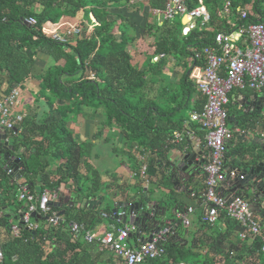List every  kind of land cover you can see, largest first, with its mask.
I'll use <instances>...</instances> for the list:
<instances>
[{"label":"trees","instance_id":"1","mask_svg":"<svg viewBox=\"0 0 264 264\" xmlns=\"http://www.w3.org/2000/svg\"><path fill=\"white\" fill-rule=\"evenodd\" d=\"M164 2L0 0V99L13 87H21L34 79L32 69L38 55L47 57L49 61L48 66L35 76L36 90L28 92V110L33 109L32 114H24L20 127L22 131L15 128V132L5 133L14 138L10 144L13 151L16 152L18 147L25 149L23 158L20 157L22 175L31 177V181L40 177V191L44 188L55 191L60 186L67 188L73 198L72 205H79L77 209L69 207L68 202H62L57 195L58 209L49 208L45 215L37 209L35 211V221L44 224L45 229L37 227L32 232L20 222L17 224L18 236H9L7 245L2 241V235L8 233L12 222H8L1 209L13 207L21 218L28 202L23 199L16 203V199L10 197L15 185L6 171L13 169L6 167L4 171V162L1 163L0 229L3 232L0 233V264H100L101 253L96 246L82 244L81 240L74 241L68 233L67 224H82L85 231H90L102 215L103 219H113L102 195V190L109 186L100 183L99 172L89 165L90 153L95 147L93 141L98 140V144L107 142L108 136L104 133L108 132L112 136L116 133L117 140L121 138L123 144L129 147L135 145L138 153H144L138 160L142 162L140 170L144 169L145 177L142 180L137 173L131 172V179L139 181L144 187L150 183L157 188L163 183L168 184V188L165 187L168 194L154 201L150 211L144 210L152 216L134 218L133 226L140 232L149 233L165 226H169L172 232L163 244L162 257L146 260L143 264H185L189 255L195 259L192 264H264L260 239L238 240L237 234L243 228L221 216L210 225L202 221L201 215L196 222L199 231L193 233L189 247L180 245L178 239L189 234L188 227H183L175 218L171 222L159 220V212L170 210L174 217L187 207L170 187L173 180L168 175L162 176L159 181L147 177V173H155L156 160L167 163L166 153L173 147H179L174 144L172 134H184L183 122L186 119L189 122V114L198 112L204 104V98L197 91L195 93L188 82V74H183L175 84L169 82L166 57L175 64H181L189 57L200 66L201 63L193 59L194 52L210 46L215 33L231 34L242 26L259 22L264 17V10L262 12L258 8V3L264 0H228L222 8L216 5L215 0H182L187 9L202 6L209 14L207 25L200 27L196 23L185 35L181 33L183 27L180 21L177 29L171 21H161L158 26L157 21L145 19L141 28L137 27L135 19H131V14L139 16L144 6L149 10H162ZM245 5L251 8L247 9ZM239 11L245 12V19L240 18ZM230 13L235 14L232 25L227 23ZM29 18L35 21L33 26L24 23ZM67 28L77 31L76 35L69 34L64 42L52 38ZM137 40L147 41V52L144 57L141 55V58L137 56L133 59L128 48ZM193 94H196L194 102ZM227 109L226 106V112ZM186 112L187 117H176ZM93 117L100 120L92 139L79 141L68 129L69 123ZM187 130L195 132L203 141V132L196 124L191 123ZM185 138L188 139L185 136L182 142ZM29 150H34V153L27 155ZM6 151L7 148L0 146L2 154ZM6 161H9V156ZM200 179L199 190H187L184 194L191 201L200 198L203 192L202 175ZM84 183L86 188L82 193ZM28 185L26 183L23 187H27L31 194L32 189ZM229 187L234 195L249 201L243 185ZM140 188V193L130 198L119 191L116 200L134 201L144 206V199L147 203L151 201L148 196L141 195L143 187ZM99 203L104 204L102 211L97 210ZM59 211L63 215L55 224H49L47 220ZM252 218L261 226L259 220L263 221V218L255 213ZM220 224L223 231L219 230ZM117 227L123 228L121 223ZM198 233L199 237L195 238ZM260 233L264 236L262 227Z\"/></svg>","mask_w":264,"mask_h":264},{"label":"built area","instance_id":"2","mask_svg":"<svg viewBox=\"0 0 264 264\" xmlns=\"http://www.w3.org/2000/svg\"><path fill=\"white\" fill-rule=\"evenodd\" d=\"M163 6L160 11L152 10L159 22L186 16L188 21L183 28H186L187 32L192 30L196 23L204 27L209 22V14L202 6L189 10L182 0H165ZM239 16L245 19V12L239 11ZM24 23L33 26L35 21L29 18L24 20ZM76 33L77 31L67 28L62 34H55L52 38L64 42L66 36ZM213 35L210 46H204L193 54V59L201 63L196 73L195 89L204 98V104L198 112H191L188 116L189 122L196 124L198 130L203 132V147L207 150L206 161L201 166L203 192L200 199L205 209L202 221L212 225L220 216L232 220L243 228V231L237 234V239L245 241L249 238L252 241L259 238L262 242L260 251L264 252V236L260 233L261 226L252 218L249 201L234 195L229 187L233 184H242L245 176L236 169L224 168L227 146L233 138V133H240L239 130L233 131L226 127L229 94L233 90L248 89L261 92L264 89V17L259 22L242 26L231 34ZM19 88L13 87L0 99V130L5 132L20 126L24 119L22 113H11L19 104ZM184 135L190 140L194 139L192 132L186 131L184 134L174 132L172 134L174 144L179 145ZM6 172L10 174L12 170ZM137 174L139 178L144 179V169L139 170ZM23 199L29 203L32 197L22 190L18 200ZM47 205L48 195L43 193L39 197L37 208L45 214L48 210ZM33 212L34 207L28 205L21 216L20 222L27 230L33 229V225L28 222ZM191 212L190 208H186L177 212L174 218L187 228L190 225L188 215ZM114 215L117 216L114 219L119 222L124 212H116L112 217ZM130 215L134 213L131 212ZM47 222L53 224L56 219L50 217ZM10 230L13 235L18 233L14 226ZM69 231L75 239L80 237L87 243L98 242L102 248L112 252L117 260H121V264H143L146 260L162 257L163 244L168 236L172 235L171 228L165 226L151 233L150 242L144 241L136 249H128L123 245V241L131 233L136 232L133 225L106 232L101 238L82 232L81 226L76 224H69Z\"/></svg>","mask_w":264,"mask_h":264},{"label":"crops","instance_id":"3","mask_svg":"<svg viewBox=\"0 0 264 264\" xmlns=\"http://www.w3.org/2000/svg\"><path fill=\"white\" fill-rule=\"evenodd\" d=\"M251 4V3H250ZM245 7L248 9V7L251 8L250 5H245ZM258 8H260V10H264V2H259L258 3ZM131 19H135V23L137 24V27H141L144 25L145 23V19H152L153 21H157V25H161V22H159L157 16L155 14H153L152 10L147 9V6H144V11L141 12V14L135 15V14H131ZM263 15V14H262ZM233 16H235L234 13H230V16L228 17V22L230 25H232V23H234L235 19L233 18ZM181 20V18H179ZM228 24V25H229ZM229 25V29L231 28V26ZM146 53H143V57ZM139 58H141V56H139ZM167 61L165 62V69L166 73L167 71H170L169 76V82L172 83H177L178 80L181 78V76H183V74H188L187 80L188 82L192 85L195 93H196V89H195V81H196V76H197V69H199V65L195 64L193 62L194 67L191 66V68H187L185 65L186 62H183L181 64H175L174 61H172L171 59H169L168 57H166ZM36 63L34 68L32 69V75L34 76V79L28 80L27 82H25L22 87H26V91L29 92H33L36 90L37 88V81L35 80V76H37L38 74L41 73L42 70H44L48 64V58L43 56V55H38L36 58ZM154 60V59H153ZM156 60V59H155ZM170 64L172 66H170ZM196 94L192 95V102L195 101L196 99ZM229 102H228V109H227V122H226V127H228V129L230 130H239L240 133H233V138L230 141V143L227 146V151L224 157V168L225 169H236L240 172L243 173V170H245L249 165L253 164V162L255 160H261L264 159V150H263V145H264V89L261 92H254L248 89H244V90H233L229 96ZM33 109V108H32ZM32 109L31 110H27V111H23L20 110L17 113H22L23 115L25 114H32ZM186 117H187V112L185 113ZM99 118L97 117H93V118H87V119H78L77 120V124L74 126H70L71 129H74V135H76V137L78 138L79 141H90L92 139L93 134L96 132L97 127L99 126ZM72 123V122H71ZM95 124V125H94ZM20 126H16V128L19 131H22V129L20 128ZM191 127V122H188V120L186 119V121L183 122V130L185 129L186 131L187 128L189 129ZM15 132V131H14ZM174 132V131H173ZM172 132V133H173ZM190 132V131H189ZM194 136L193 140L190 139H185L183 142H181L178 146L180 147V149H184L187 146L189 147H193L195 151H200L201 152V158L202 160L206 159L207 157V150L203 147L201 148V145H203V141H201L197 135L194 133H192ZM9 133H6V137H5V141L7 142V145L10 148H7V151L5 154H3V162L4 164L2 165V168L4 171H6V167L9 169H13L12 172L10 174H8L7 176L11 179V181L14 183L15 188L13 190V192L10 193V197L13 196L14 199H16V203L18 202V196L19 194L22 192V190H24L26 193H28L27 191V187H23L24 184H29L28 186L31 187V194H29L32 197V200L27 203V207L28 205H32L34 207V212L32 213L34 215L33 218H31L29 216L28 222L33 225V229L29 230V231H34L36 230V228L38 227L45 229L44 224L42 225L41 222H36L35 221V211L36 209L38 210V208H36V205H38V200L39 197L41 196V194L43 193H47L48 195V210L49 208H55L58 209L59 208V202L57 199V195L61 197L62 202H68V206H74V208H78L79 205L78 203H74V205H72V196H70V194L67 191V188H64L62 186H60L57 190H52L50 191L48 188H44L40 191V184H41V179L40 177L34 178L31 181V177L29 176H24L22 175L23 172V167L21 165V158H23V153H24V148L22 147H18L16 152L13 151L12 147H11V143L14 141V138H12V141L10 142V138H9ZM117 134L115 133L114 136H116ZM117 140V139H116ZM119 142V140H117ZM95 144V147H98V140L93 141ZM0 146L2 148V144L0 142ZM179 147H173L171 150L168 151V153H166L167 158L171 159L174 158V155H177V152L179 151ZM136 146L133 145L131 147V152H132V156L134 157V159L138 160V158H140V154L138 153V151L136 150ZM3 149V148H2ZM9 151L11 154H9ZM1 153V152H0ZM34 153V150H29L27 151V155H31ZM2 154V153H1ZM242 154V155H240ZM91 155V153H90ZM7 156H9V161L11 162V165L9 164V161H6ZM21 157V158H20ZM240 159V161H238ZM17 160V163H15V165L13 166V162ZM166 162H162L160 163V161L156 160V166L154 168L155 173L152 174V178H154L155 181H159L160 179H162L161 177L164 175H167V172L169 170L168 167H165L164 164ZM124 164V163H123ZM126 165H122V174H120L119 177H116L117 179L113 180L112 178L108 177L105 173H101L96 167L95 170H97L100 174V183L101 184H105L108 185L109 188L111 187V193L108 194V202L113 204V207L110 209L111 212L114 209L117 210L118 213L121 212V209H118V206L120 204H133V202H120L118 200H116V197L118 196V192H123L125 193V195H127L129 198L130 197H134L135 195H137L138 193H140V187L142 186V191H141V195H143V197L147 194L148 192H146V188H148L147 186L144 187L143 184H141L139 181L133 180L130 178V173L134 172L133 170H130ZM16 168V169H15ZM48 170V169H47ZM140 170V168H139ZM119 175V174H118ZM122 175L127 176V178H123ZM201 169H200V175L199 177H197L195 180H193L192 182H190V184L186 185V189H183L182 186H180V184L178 185H174L172 188L174 190V192L178 195V196H183V198L185 200H181V202H184L186 200H188L189 204L185 205L184 207L190 208L192 210V212L188 215V218L190 220V225L188 227V231L191 232V236L192 238L193 233H197L199 230H197V226L198 224L196 222H198L199 217L201 215H203L205 213V209L204 206L201 203V199L197 198L196 200H190L188 197H185V193L187 192V190L189 191H197L200 189L201 187ZM150 179V178H149ZM151 180V179H150ZM139 182V183H138ZM173 183V181H172ZM241 185H244L243 183ZM195 188V189H194ZM243 189V187H242ZM241 190V189H240ZM40 191V192H39ZM131 191H135L134 193H131ZM167 191V190H166ZM146 192V193H145ZM243 192V190H242ZM40 193V194H39ZM199 193V192H198ZM105 200V201H106ZM151 202H154L156 200H150ZM108 202L106 203L108 205ZM50 203H54L58 206H49ZM98 204V203H96ZM100 204V203H99ZM104 204H100L97 206V210H101L103 209ZM13 207L9 208V210L2 208L1 211L3 212V215L5 217H7L9 219L8 222H12L11 225L17 227V224L20 223V213L18 211H12ZM47 210V212H48ZM14 212V213H13ZM46 212V213H47ZM45 213V214H46ZM61 213V215H59ZM40 214H42L40 212ZM42 214V215H45ZM31 215V214H30ZM63 215L62 211H59L57 214L53 213L51 215V217H54L57 220ZM102 215V214H101ZM100 215V217H101ZM124 215L126 217H128L129 215L127 214V210L124 212ZM165 211H160L159 212V220H164L165 222H171V220L174 218L172 216L168 217L167 219H165ZM22 216V215H21ZM260 217V216H259ZM104 218V215H102V219ZM263 218V216L261 217ZM264 219V218H263ZM106 220V227H102L100 229V231L98 232L96 229V226L94 228H92L90 231H85L84 227L82 224H77L75 222H69L67 224V230L69 235L71 236V238L74 241H82V244L85 245H94L97 248V251L99 253H101V260H99L100 264H121V260H117L116 257L114 256V254L110 251H108L105 248H102L98 242L93 241L92 243H87L85 241L82 240V238H78L75 239L73 238V236L71 235L70 231H69V224H76L78 226H81L82 228V232H86L91 234L93 237L95 238H101L102 235L106 232L109 231H115L120 229V227H117L118 225H120V221L117 222L115 219H104ZM101 221V220H100ZM99 221V222H100ZM55 222V223H56ZM53 223V224H55ZM119 223V224H118ZM50 224V223H49ZM42 225V226H41ZM123 227L127 226L128 224H121ZM11 226V227H12ZM130 226V225H128ZM219 230L223 231V227L222 224L219 225ZM2 228L0 229V233H2ZM152 232H140L138 230H136V232L133 235H129L126 240L123 241V245L125 247H127L128 249H136L140 243L144 242L143 240L147 239ZM2 235V234H1ZM9 236L10 237H17L18 233L16 235H13L12 232L8 231L7 234L3 233L2 235V241H4V243L6 242V244L8 245L9 242ZM131 236H134V238H132ZM188 235H184L183 237H179V244L187 247L189 242H184L185 239H187ZM199 237V233L197 235H195V238ZM146 242V241H145Z\"/></svg>","mask_w":264,"mask_h":264},{"label":"rangeland","instance_id":"4","mask_svg":"<svg viewBox=\"0 0 264 264\" xmlns=\"http://www.w3.org/2000/svg\"><path fill=\"white\" fill-rule=\"evenodd\" d=\"M228 1V0H215L216 5L219 6L220 8H222V4L224 5V3ZM209 12V11H208ZM179 18L178 17H174L173 20L171 21L172 24L175 25V27L178 29L179 28ZM181 25V24H180ZM136 38H139L136 37ZM147 41H143V40H137L136 42H134L133 44H131L129 46V53L130 56L134 59L137 56H141L143 55V53L147 52ZM184 62H186L185 65H187V68H191V66L193 65V60L192 58H186L185 60H183ZM182 62V61H181ZM170 66H172L170 64ZM171 77V76H169ZM20 91V96H19V105L17 108L12 110V114L19 112L20 110H23L24 112L28 110V104L27 100H28V92L26 91V87H20L19 88ZM186 117L185 115H180L176 116V117ZM73 124V125H72ZM77 122L73 121L72 123H69L68 125V129L72 132H74V129H71V125L74 126L76 125ZM95 125V124H94ZM75 127V126H74ZM228 128V127H227ZM109 133V134H108ZM108 133H104V136H108V140L107 142L103 143V144H99L98 147H93V150L91 152L90 155V162L89 165L90 167H92L93 169H95L94 166H97L96 168L101 172V173H105L108 177L112 178L113 180L117 179L116 177H119L120 174H122V165H126L130 170H133L135 173L139 172V168L142 166V162H140L139 160L134 159V157L132 156V152H131V147H129L127 144H123V140L120 138L119 142L116 140L117 137L116 136H112V134L110 132ZM11 136L9 135V138ZM12 138H10V142L12 141ZM141 156H144V153H139ZM240 161V159L238 160ZM3 163V154L0 153V164ZM124 163V164H123ZM125 166V167H126ZM119 174V175H118ZM123 178H127V176H123ZM147 177H149L150 179L154 180V178H152V174L149 172L147 173ZM136 179H138L136 177ZM163 182H166L165 179H163ZM154 183H150L149 187H148V198L151 200H159L161 198H163V195H167L168 191L165 190V187L168 188V184L163 183L162 186L160 187H155ZM170 187L172 188V183L169 184ZM86 188V183H84L82 189V193L85 191ZM195 189V188H194ZM111 191V187L108 189H104L102 190V195L104 197V201L108 198V194L111 193L109 192ZM135 191H131V193H134ZM179 199L181 200H185L183 198V196H179ZM105 201L106 203L108 201ZM171 202V201H170ZM185 204H189L188 200L185 201ZM108 207L111 209L113 207V204L108 202ZM165 219H167L168 217L171 216V211L170 210H166L165 211ZM261 227L264 229V219L263 221L259 220ZM107 223L106 220L101 219V221L96 225V229L99 232L100 229L102 227H106ZM191 232L189 231V234L187 236V239H185L187 242H189V240L192 238L191 237ZM187 247H189V243L187 245ZM186 247V248H187ZM188 260H185V264H192V262L195 261V259L193 258V256H188L187 257ZM198 264V263H197Z\"/></svg>","mask_w":264,"mask_h":264},{"label":"water","instance_id":"5","mask_svg":"<svg viewBox=\"0 0 264 264\" xmlns=\"http://www.w3.org/2000/svg\"><path fill=\"white\" fill-rule=\"evenodd\" d=\"M187 19L186 16L181 18V26H185ZM186 32V28H183L181 33L182 35H185ZM13 131L15 130L13 129ZM5 137V131L0 130V142L3 149L10 148L5 141ZM201 148H203V145H201ZM178 150L177 155H174V158L167 159V163H165L164 166L169 168L167 175L173 180L172 186L180 184L183 189H186V185L190 184V182L200 175V169L203 164V160L200 159L202 154L200 151H195L193 147L189 146ZM15 163H17V160L13 162V166ZM243 173L245 176L243 186L244 190L248 193L247 196L250 201V209L253 214L255 213L264 218V159H261L260 161L255 160L253 164L243 170ZM143 204L144 206L138 203L120 204L118 209H121L122 212L127 210V214L129 215L128 217L124 215L120 219V223L134 225V218L137 219L139 216H141V218H146L147 216L151 217L152 213H146L144 210L150 211L153 202L147 203L146 199H144ZM50 205L58 206L54 203H50L49 206ZM116 212L117 210L113 208L111 213L115 214ZM131 212H133L134 215H130ZM59 215H61V213ZM136 215L138 216L136 217ZM30 217L33 218L34 215L31 214ZM116 217L117 216L114 215L113 219ZM150 240L151 237L149 236L143 241L150 242Z\"/></svg>","mask_w":264,"mask_h":264},{"label":"clouds","instance_id":"6","mask_svg":"<svg viewBox=\"0 0 264 264\" xmlns=\"http://www.w3.org/2000/svg\"><path fill=\"white\" fill-rule=\"evenodd\" d=\"M181 18H182V17H181ZM187 21H188V19H187ZM186 23H187V22H186ZM186 23H185V24H186ZM182 27H183V26H182ZM263 146H264V145H263ZM243 174H244V173H243Z\"/></svg>","mask_w":264,"mask_h":264}]
</instances>
